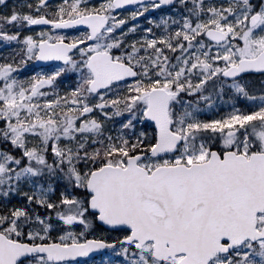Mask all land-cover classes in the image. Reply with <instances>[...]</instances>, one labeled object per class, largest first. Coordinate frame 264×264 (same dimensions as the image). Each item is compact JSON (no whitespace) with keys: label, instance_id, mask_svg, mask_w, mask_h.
<instances>
[{"label":"snow or ice","instance_id":"snow-or-ice-1","mask_svg":"<svg viewBox=\"0 0 264 264\" xmlns=\"http://www.w3.org/2000/svg\"><path fill=\"white\" fill-rule=\"evenodd\" d=\"M0 264H264V0H0Z\"/></svg>","mask_w":264,"mask_h":264}]
</instances>
